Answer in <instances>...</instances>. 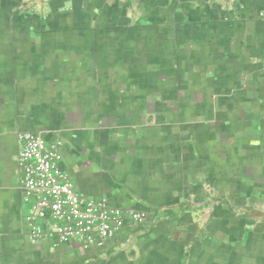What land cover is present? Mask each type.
I'll return each mask as SVG.
<instances>
[{
    "label": "crops",
    "instance_id": "crops-1",
    "mask_svg": "<svg viewBox=\"0 0 264 264\" xmlns=\"http://www.w3.org/2000/svg\"><path fill=\"white\" fill-rule=\"evenodd\" d=\"M21 131L146 221L32 243ZM0 264H264V0H0Z\"/></svg>",
    "mask_w": 264,
    "mask_h": 264
},
{
    "label": "built area",
    "instance_id": "built-area-1",
    "mask_svg": "<svg viewBox=\"0 0 264 264\" xmlns=\"http://www.w3.org/2000/svg\"><path fill=\"white\" fill-rule=\"evenodd\" d=\"M60 138L34 131L18 133L17 164L29 240L57 245L80 243L83 249L104 248L127 222L143 224L147 213L111 207L103 197L87 196L63 169Z\"/></svg>",
    "mask_w": 264,
    "mask_h": 264
}]
</instances>
